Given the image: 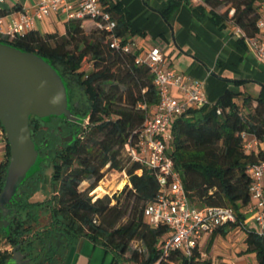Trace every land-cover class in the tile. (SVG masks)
<instances>
[{"label": "trees", "instance_id": "16d2710c", "mask_svg": "<svg viewBox=\"0 0 264 264\" xmlns=\"http://www.w3.org/2000/svg\"><path fill=\"white\" fill-rule=\"evenodd\" d=\"M101 1L116 19L113 29L116 35L125 40L131 34L144 33L130 28L118 0ZM255 1L203 0L192 4L190 0H164L160 13L168 20L182 4L196 16H207L218 28L229 21L247 36H253L258 18ZM222 6L226 8L217 9ZM86 19L91 20L65 21L63 32L30 29L22 34L0 36V41L32 51L55 66L65 81L72 113L83 118L80 123L61 118L66 132L74 130V138L65 140L50 156L53 193L44 200H28L22 188L19 191L25 181L19 184L6 205L7 227L3 226L0 208V239L12 247L19 244V250L30 258L29 264H62L68 249L85 238L111 252V264H123V260L137 264L156 261L213 264L211 259L202 257L197 246L190 256L179 250H170L167 256H162L160 243L167 227H150L143 220V207L155 198L159 183L153 171L123 156L121 148L135 136V129L142 124L147 110L159 101V91L149 67L136 62L138 50L124 51L110 46L107 31L95 24L85 33ZM83 62H87L89 69L81 77ZM74 87L81 90V105L79 100L75 103ZM50 117L30 115L31 138L35 142L33 133L41 121L47 122ZM0 127L3 130L1 122ZM171 130V156L189 200L198 206L231 205L236 212L235 221L224 223L210 233L205 246L207 252L216 234L224 235L244 218L239 207L249 200L251 178L247 168L259 156L244 151L242 133L257 138L264 133V85L257 95L226 88L213 103L189 109L175 118ZM51 144L48 141L45 149ZM8 157L5 136L0 191ZM138 168H141L139 173ZM106 169L124 171L127 183L111 194L90 193ZM83 183L86 184L81 187ZM41 208L48 212V222L43 226H39ZM242 227L246 231L244 252H253L255 256V263L244 264H264V236L251 227ZM131 241L138 244L132 246ZM0 264H14L10 252L0 251Z\"/></svg>", "mask_w": 264, "mask_h": 264}, {"label": "built area", "instance_id": "2783aa9c", "mask_svg": "<svg viewBox=\"0 0 264 264\" xmlns=\"http://www.w3.org/2000/svg\"><path fill=\"white\" fill-rule=\"evenodd\" d=\"M5 2L0 0V36H13L37 29L38 21L55 14L65 21L90 18L98 28L107 31L110 46L124 51L138 50L136 62L146 64L151 70L153 82L159 91V101L147 110L142 124L135 129V136L123 144L121 152L128 159L153 171L159 183V191L154 199L145 203L142 217L150 227H167L160 243L162 256H167L170 250H179L185 256H190L196 246L199 248L204 236L222 224L236 220V212L231 205L198 206L192 203L171 156L173 120L189 109L210 103L200 79L170 67L159 46L139 49L133 38L123 40L122 36L116 35L113 31L116 19L101 0H36L11 12L5 11ZM255 6L258 12L256 33L247 36L237 25L236 31L252 49L256 59L264 64V0H256ZM232 12L231 9L229 15ZM85 64L88 66L86 72L89 69L87 62H83L81 69ZM172 87L176 88L177 96L172 94ZM242 137L244 151L259 157L247 168L251 178L249 200L239 207L244 218L237 226L244 231L242 226L251 227L264 236V133L257 138L243 132ZM121 172L126 175L124 171ZM136 172H141V168ZM153 264H158V261Z\"/></svg>", "mask_w": 264, "mask_h": 264}, {"label": "crops", "instance_id": "0c3cea01", "mask_svg": "<svg viewBox=\"0 0 264 264\" xmlns=\"http://www.w3.org/2000/svg\"><path fill=\"white\" fill-rule=\"evenodd\" d=\"M34 1L36 0H6L5 11H16L21 5L29 6ZM118 1L125 10L130 28H138L144 32L142 35H129L139 49L159 46L170 67L202 81L210 103L216 101L226 88L257 95L264 85V64L256 59L243 38L239 40L241 36L236 31L235 24L227 21L222 28H218L207 16H196L182 4L166 20L160 13L164 0ZM190 2L197 4L203 3V0ZM64 22L61 16L55 14L38 21L36 28L40 32H63ZM235 79L239 81L234 82ZM171 92L178 95L175 87L171 88ZM3 145V154L0 148V162L4 158L5 142ZM209 235L200 240L199 249L202 257L211 259L213 264H218L216 257L227 264H236V261L241 264L246 257L251 263H255L253 252H243L236 258L233 257L236 252L245 249L246 233L239 226L229 229L224 235L216 234L206 252ZM111 261V252L85 238L68 249L62 264H111Z\"/></svg>", "mask_w": 264, "mask_h": 264}, {"label": "water", "instance_id": "95a60500", "mask_svg": "<svg viewBox=\"0 0 264 264\" xmlns=\"http://www.w3.org/2000/svg\"><path fill=\"white\" fill-rule=\"evenodd\" d=\"M63 116L70 120L65 81L57 68L44 57L0 41V122L9 145V157L3 187L0 191V208L3 226L7 227V203L15 194L21 172L28 155L31 138L29 117ZM13 249L14 264H29L24 253Z\"/></svg>", "mask_w": 264, "mask_h": 264}, {"label": "rangeland", "instance_id": "374dc122", "mask_svg": "<svg viewBox=\"0 0 264 264\" xmlns=\"http://www.w3.org/2000/svg\"><path fill=\"white\" fill-rule=\"evenodd\" d=\"M226 6L218 7V10H224ZM85 33L90 32V30L95 26L91 20H85L83 23ZM60 32V31H57ZM88 66L85 64L81 69L80 76L83 77L85 75V70ZM74 98L76 99L75 103L79 100V104L81 105L83 100L81 90L78 87H74ZM69 105H71L69 101ZM198 115V114H197ZM63 116H55L51 115L49 121L40 122L38 130L33 133V137L37 140L35 145H30L28 155L24 162V166L21 172L20 185H22L23 181L25 184L23 187H20L19 191L22 188L24 191L25 198L28 200H44L49 195H51V173H52V163L50 156L53 155L54 151L60 149L64 145L65 137L68 134L64 127V122L61 120ZM85 118V117H84ZM73 122L80 123L83 118L77 113H72V118L70 119ZM48 141H51L52 144L49 149L46 148V144ZM3 142H5L4 132L0 127V148L3 154L4 146ZM39 146V148H38ZM50 154V155H49ZM1 156V153H0ZM2 157V156H1ZM122 178L128 180V177L124 175L121 171H115L114 169H106L103 177L99 180L97 186H101L103 190L96 191V187L90 192L92 194L103 195L104 193H113L119 188H122L126 183L120 187L119 183ZM86 183H83L81 187H83ZM39 226H43L48 222V212L47 209L41 208L39 209ZM138 244L137 241H131V245L135 246ZM19 247V246H18ZM19 249V248H17ZM0 251L10 252L11 256L13 255V247L6 243L4 239H0ZM244 250H240L235 253V256L242 254ZM130 254V253H128ZM218 259V264H227L225 261L220 260V257H216ZM246 257L245 262H250V259ZM237 260V259H236ZM239 260V259H238ZM123 264H137L135 261L131 260H123ZM238 264V261H236Z\"/></svg>", "mask_w": 264, "mask_h": 264}, {"label": "flooded vegetation", "instance_id": "af4514ba", "mask_svg": "<svg viewBox=\"0 0 264 264\" xmlns=\"http://www.w3.org/2000/svg\"><path fill=\"white\" fill-rule=\"evenodd\" d=\"M73 138H74V130H71V132L66 135L65 140L66 141H71ZM24 257H28V256L27 255H24ZM29 263H30V258H29Z\"/></svg>", "mask_w": 264, "mask_h": 264}, {"label": "bare ground", "instance_id": "6f19581e", "mask_svg": "<svg viewBox=\"0 0 264 264\" xmlns=\"http://www.w3.org/2000/svg\"><path fill=\"white\" fill-rule=\"evenodd\" d=\"M126 181L127 180L125 178H122L121 182L119 183V186L122 187L126 183ZM95 190L96 191H101V190H103V188L99 185V186L96 187Z\"/></svg>", "mask_w": 264, "mask_h": 264}]
</instances>
